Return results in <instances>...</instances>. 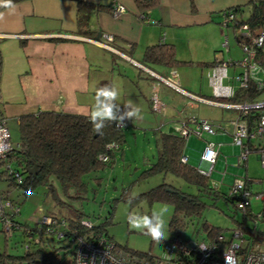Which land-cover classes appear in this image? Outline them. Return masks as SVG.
Masks as SVG:
<instances>
[{
	"label": "crops",
	"instance_id": "1",
	"mask_svg": "<svg viewBox=\"0 0 264 264\" xmlns=\"http://www.w3.org/2000/svg\"><path fill=\"white\" fill-rule=\"evenodd\" d=\"M78 2L110 8H93L89 12L87 26L92 33L91 37L77 34ZM248 2L249 0H159L144 17L133 0H26L10 8H0V13H3L0 18V116L6 119L15 117L18 123L20 115L38 110L90 115L95 103V91L106 80L99 69L105 53L123 61V65L128 63L133 67L131 72L139 79L137 83L142 85L149 99L153 86L158 83L156 75L166 77L173 70L177 83L183 90L212 101L215 99L211 84L213 70L218 68L216 72L220 71L224 66L223 61L237 60L231 55L234 47L230 36L236 42L235 30L220 23V12L240 6L243 9L242 16L246 17L250 5ZM113 3L124 7V11L116 17L111 14ZM104 33L116 39L117 48L110 43L116 51L91 41H102ZM224 39L228 51L223 50ZM159 42L173 45L176 58L181 62L191 61L192 64L181 63L175 67L160 64L144 66L142 57L145 48ZM130 44L132 49L129 50ZM238 52L239 58H243L244 52ZM227 66L234 67L230 64ZM227 66L225 76L224 72L220 75L221 85L235 92L239 87L238 83L235 84L236 80L232 79L236 73L233 71L229 74ZM186 67L204 70L206 81L191 85V82L182 77ZM158 86L160 97L167 104L168 116L152 129V136L156 129L172 133L163 128L164 123H177L181 117L187 118L191 114L208 121V117L216 118L219 120L218 124H225L238 114L237 110L222 105L227 102H217L221 105L207 103L163 83ZM230 136L229 127L221 134L208 136L209 139L202 134L204 144L190 139L187 143L190 149L184 148L183 155L189 163L191 159L194 161L197 157L195 151L200 148L202 154L206 141L219 144V152L222 146L229 145L227 142ZM201 154L199 167L206 170L208 165L201 160ZM151 158H155V149ZM217 159L218 155L213 167ZM153 160L146 161L149 163Z\"/></svg>",
	"mask_w": 264,
	"mask_h": 264
},
{
	"label": "trees",
	"instance_id": "2",
	"mask_svg": "<svg viewBox=\"0 0 264 264\" xmlns=\"http://www.w3.org/2000/svg\"><path fill=\"white\" fill-rule=\"evenodd\" d=\"M23 1L26 0H12V5ZM133 2L144 17L151 8L158 4L159 0H133ZM248 4L250 5L246 17L242 16L243 9L240 6L230 7L220 12L221 15L222 12L233 15L231 22L227 23L226 26L234 28L235 40L238 45L246 42V39L236 33V27L239 24H247L253 35L258 34L259 30L264 28V0H249ZM93 8L96 10H110V8L104 6L78 2L77 34L91 37L92 33L88 30L87 20L88 14ZM220 23L222 24V20ZM112 44L117 48L115 38ZM129 47V50L132 49L131 44ZM255 59L264 65V48L257 49ZM181 63L192 64L191 61L181 62L178 60L175 56L173 45L164 42L148 45L142 57V64L148 67L153 64L175 67ZM262 98H264V86L259 88L255 81L250 80L247 87L238 88L233 96L215 98L214 100L241 104L256 102ZM237 112L238 114L240 113L239 110ZM257 113L256 109H249L247 114L242 116L248 120L251 126V122ZM122 127L108 122L103 129V135H100L94 132L93 125L90 122V115L56 112L53 110H38L22 114L18 118L19 145L8 151L0 161V165L9 164L14 172L19 174L20 180L15 181L13 174L9 175L4 170L0 171V180L6 181L9 186L22 190L24 196L38 185L53 189L52 183L56 181L64 195L80 198L83 193L88 191L87 182L84 180L85 175L97 172L104 167H113L114 152L121 149L122 143L125 141ZM153 134L155 158L152 162L147 163V166L141 172V176L148 177L153 174L165 175L171 173L183 179L189 185H193L196 188L195 192H182L165 182H161L135 195V199H132L131 204L128 203L129 199L133 197L129 195L130 187L123 188L113 201H124L130 206L137 205L143 201L148 204L153 202L171 204L173 213L168 222L167 230L170 234L181 237H184L183 232L187 226L184 218L200 214L201 209L204 207L202 197H209L213 200L222 199L226 203H231L236 210H239L236 205L237 195H231L229 192L224 194L218 186L209 183L211 172L206 175L201 173L196 165L189 163L187 160H181V157L184 156L187 136H180L179 133H164L160 129L154 130ZM112 143L115 146L109 148L108 145ZM100 155H105L106 159L102 160ZM34 165L37 169L35 174L29 172ZM98 179L100 177L95 178V180ZM70 191H72L71 194H69ZM111 208L105 221L98 225H94L91 221L84 219L82 217L83 214L80 212H77L74 217H53L58 221L63 220L67 226L65 229H60L62 233L59 237L56 236L58 230L49 232L44 226L38 230L36 224L29 225L25 222H20L16 219L17 214L14 215L13 221L18 228L13 229L12 233L20 231L26 237V230L30 229L33 238L29 241H34L33 244L35 245L32 249L27 245L28 248L25 249L23 255H12L5 250L0 251V264H20L22 260H25L27 264H39V262L42 264H73L76 235H82L86 239L104 236L108 240H112L116 248L133 252L150 264H155L156 258L150 251L140 252L128 249L116 243L106 233L105 224L110 222L114 206H111ZM257 214H259V211L254 213L249 205L244 211H241L242 221L235 226L244 227V232L249 236L247 239L252 242L264 240V232L259 231L257 228V222L264 221V218H257ZM248 219L252 220L251 222L254 224L248 226L246 224ZM82 220L91 222V227L84 226L81 223ZM202 229L205 233L204 240H213L218 235H223L221 228L207 223L202 224ZM35 233L38 234L37 237ZM47 233L51 235L52 241L49 249L47 248L49 244L46 242ZM6 237L8 238L5 235ZM36 238L39 239L38 242H35ZM229 240L230 238H223L222 241L217 240L219 248L222 250L229 243ZM61 250H63V254H61Z\"/></svg>",
	"mask_w": 264,
	"mask_h": 264
},
{
	"label": "rangeland",
	"instance_id": "3",
	"mask_svg": "<svg viewBox=\"0 0 264 264\" xmlns=\"http://www.w3.org/2000/svg\"><path fill=\"white\" fill-rule=\"evenodd\" d=\"M230 40L232 47H234V52L231 51V55L234 59L239 60L240 53L238 51L242 50L231 36ZM124 65L123 61L117 60L114 56L111 58L108 53H105V58L101 60L99 67L103 79H106L103 81V86L106 84H115L119 88L120 96L117 100L119 105L122 104L121 106H123L131 100L142 109V119L135 122L129 120L122 127L125 141L122 143L121 149L114 152L113 167H104L97 172L85 175L84 180L87 182L88 191L83 193L80 198L64 195L56 181L52 183L53 189L38 185L26 196H24L22 190L7 185V182L4 180H0V189L5 192L13 203H17L19 206V213L16 215V219L29 225L36 224V227L41 223L44 216L68 218L76 216L75 214L77 212L82 213L84 219L91 221L94 225H98L105 221L108 212L112 209L111 206H114L110 222L105 224L106 233L121 246L140 252L150 251L152 254L159 256L162 252L165 239L156 242L141 231L132 229L128 223V216L129 214L150 215L154 210H159L167 206L168 212L165 215V235L167 236L169 234L167 230L168 222L173 213L172 205L163 202L148 204L143 201L137 205L130 206L127 202L113 201V199L125 187H130L129 195L135 196L161 182H165L186 193H194L196 188L171 173L165 175L153 174L148 177L141 176L142 170L148 163L146 160H153L151 158L152 153H154V149H152V129L165 121L168 113H166V110L162 113L153 110L148 93L143 91L142 85L139 82L137 83L139 79L135 78L131 72V70L133 71V67L128 63ZM233 71L237 74L239 68L236 66H227V72L229 74ZM184 72L182 77L191 82V85H199V83L207 79L206 72L200 70V68L186 67ZM191 90L196 91L193 88ZM208 119L215 125L219 123V120L216 118L208 117ZM6 121L10 141L14 146H17L20 142L18 123L15 117H9ZM169 125H172V127H169ZM163 128L172 133L181 132L179 122H165ZM218 133L221 134V132H216L215 134ZM208 136L210 135L204 133V137L208 138ZM187 137L185 149H190V146L187 144L190 139L191 141L197 143L202 142L204 144L202 137L197 136L195 133H191ZM261 140L260 138H256L252 140V143L257 145ZM227 144L229 145H224L219 149L218 161L212 168L209 183L218 186L220 191L225 194L229 192L236 178L243 179L244 177H248L253 179L251 182V191L253 193L264 189V166L261 164L259 154L253 151L250 152L245 165L243 163L240 164L238 158L240 147L233 144L232 137ZM194 148H191V150ZM201 151L200 148H197L195 151L197 157L194 161L192 159L190 160V163L196 165L198 168H200L199 159ZM0 171H2L1 167ZM96 177H100V179L95 180ZM71 193L72 191L69 192V194ZM202 201L204 202V207L201 209L200 214L184 218L187 226L184 229L183 236L194 241L204 240L205 233L202 229V224L207 223L211 226L221 228L225 239L232 237V228L242 221L241 211L236 210L231 203H226L222 199L213 200L209 197H202ZM250 207L254 213L258 212L262 208L261 200L255 199L254 195H252L250 198ZM251 221L248 219L246 224L248 226L253 225L254 223ZM257 225L258 230L264 232V221H258ZM42 235L44 234L42 233ZM47 235L46 242L49 244L47 245L49 249L52 241L51 235L49 233ZM35 236L37 237L38 234L35 233ZM33 242L27 240V237L22 235L20 231H15L8 238H5L3 232L0 233V251L5 250L8 254L23 255L26 245H29L31 249L34 248L33 246L35 244ZM233 242H239V240L233 239ZM257 244L260 245L258 249L264 251V241L258 240ZM61 254H63V250H61ZM20 264H27V262L22 260ZM39 264L42 263L39 262Z\"/></svg>",
	"mask_w": 264,
	"mask_h": 264
},
{
	"label": "built area",
	"instance_id": "4",
	"mask_svg": "<svg viewBox=\"0 0 264 264\" xmlns=\"http://www.w3.org/2000/svg\"><path fill=\"white\" fill-rule=\"evenodd\" d=\"M124 11V7L121 4L113 3L111 5V14L118 16ZM233 15L222 12V24L226 25L231 22ZM147 22L155 23L153 20H147ZM236 33L242 38L246 39L244 44L239 45L244 52V57L240 60H227L223 61V67L221 70L216 72L213 70V79L211 84L213 87L214 98H228L233 96L234 91L230 88L223 87L221 85V72H224L225 66L234 65L240 70L232 78L238 83V88L247 87L250 80L257 83L258 87L264 86V65L255 59L258 48H264V28H261L258 34L253 35L249 26L245 23L239 24L236 27ZM103 40H94L92 42L99 46L116 51L111 47L110 43L114 41V37L110 34H103ZM223 50L228 51L227 42L224 39L222 43ZM153 74V73H152ZM158 78L157 82L151 91L150 102L153 110L162 113L165 112L167 104L161 99L159 94V84L163 83L169 87H172L190 97H194L198 100L205 101L207 103L219 104L217 100H206L196 95L191 94L183 90L177 83L176 73L172 70L169 76L163 77L156 75ZM216 101V102H215ZM221 105V103L219 104ZM231 109L239 110L234 118H231L225 124L215 125L205 118H197L191 114L187 118H180L179 123L181 126L180 136H189L191 133H195L201 137L202 134L206 133L212 135L217 131L222 132L230 129L232 142L240 147L239 163H246L248 154L250 152H257L260 157L262 166H264V98L259 101L252 103H241V104H222ZM123 108V107H122ZM249 109H256L257 115L251 122V126L248 120L243 118L242 115L247 114ZM181 113V112H179ZM129 120L124 122L127 124ZM260 138L261 142L257 145L251 143L252 140ZM19 145V144H18ZM17 145V146H18ZM111 146H115L113 143ZM14 146L10 141V134L7 127L6 118L0 116V161L3 159L5 154L10 151ZM219 144L208 141L201 154V160L207 163V169L203 170L198 168L201 173L209 174L212 171L213 164L218 155ZM102 160L106 159L105 155H100ZM182 161H186V156L181 157ZM1 169L7 174H13L15 181L20 180V176L17 172H14L9 164L0 165ZM253 179L244 177L243 179L236 178L234 183L231 185L229 193L231 195H237L236 205L240 211H244L250 205V198L254 195L255 199L261 200L262 208L257 214V218H264V189L259 192L253 193L251 191V182ZM249 183V184H248ZM19 213V206L17 203H13L0 189V225L4 235H12L13 229L18 228L17 224L13 221L14 215ZM86 227H91V222L82 220L81 222ZM47 228V231L58 230L56 236H61L60 229L67 228L63 220L58 221L56 218L50 216H44L41 223L38 224L37 228L40 230L42 227ZM57 226V228H56ZM60 226V228H59ZM27 240H32L33 234L30 229L26 230ZM164 241L162 252L159 256H155V264H264V251H260L259 244L257 241L252 242L247 239L249 236L244 232V227H235L232 229V237H230L229 243L221 250L219 248L218 241H222L224 236L218 235L213 240H201L194 241L192 239H185L181 236H175L168 234ZM233 239L239 240V242H233ZM39 239L36 238L35 242ZM264 241V240H262ZM28 246H25L27 249ZM242 250V251H241ZM73 264H150L145 261L144 258L139 255L124 251L121 248H116V245L112 240H108L102 236L100 238L86 239L82 235H76L75 238V253Z\"/></svg>",
	"mask_w": 264,
	"mask_h": 264
},
{
	"label": "clouds",
	"instance_id": "5",
	"mask_svg": "<svg viewBox=\"0 0 264 264\" xmlns=\"http://www.w3.org/2000/svg\"><path fill=\"white\" fill-rule=\"evenodd\" d=\"M0 7H12V0H0ZM3 13H0V18ZM120 90L115 84H106L95 91V103L90 113V122L93 130L97 134L103 135V129L108 122L115 123L117 126H124L126 120L135 122L142 119L141 107L129 100L121 105L117 103ZM111 148V145H108ZM133 196L128 203H132ZM168 212L167 206L154 210L150 215L129 214L128 223L132 229L141 231L149 236L153 241L160 242L166 239L165 235V215Z\"/></svg>",
	"mask_w": 264,
	"mask_h": 264
},
{
	"label": "water",
	"instance_id": "6",
	"mask_svg": "<svg viewBox=\"0 0 264 264\" xmlns=\"http://www.w3.org/2000/svg\"><path fill=\"white\" fill-rule=\"evenodd\" d=\"M29 172L35 174L37 172L36 166L34 165L32 168H30Z\"/></svg>",
	"mask_w": 264,
	"mask_h": 264
}]
</instances>
